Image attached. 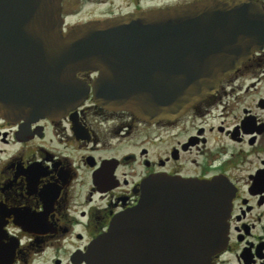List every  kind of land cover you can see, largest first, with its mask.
<instances>
[{
	"label": "water",
	"instance_id": "95a60500",
	"mask_svg": "<svg viewBox=\"0 0 264 264\" xmlns=\"http://www.w3.org/2000/svg\"><path fill=\"white\" fill-rule=\"evenodd\" d=\"M62 1L0 0V115L63 114L90 90L77 72L93 70L103 106L176 118L264 44V8L255 0H192L89 19L67 32ZM158 187L165 188L159 196ZM234 191L221 176H150L141 199L113 217L84 260L215 264L228 241ZM173 199L191 211L172 210Z\"/></svg>",
	"mask_w": 264,
	"mask_h": 264
},
{
	"label": "flooded vegetation",
	"instance_id": "af4514ba",
	"mask_svg": "<svg viewBox=\"0 0 264 264\" xmlns=\"http://www.w3.org/2000/svg\"><path fill=\"white\" fill-rule=\"evenodd\" d=\"M187 1L131 0L121 13ZM110 2L78 0L66 12L71 0H63L65 31L87 6ZM77 76L90 90L63 114L0 115V264H87L91 242L141 199L153 175L226 178L235 190L229 235L213 261L264 264V44L176 118L107 108L93 95L98 71ZM171 206L191 211L175 199Z\"/></svg>",
	"mask_w": 264,
	"mask_h": 264
},
{
	"label": "rangeland",
	"instance_id": "374dc122",
	"mask_svg": "<svg viewBox=\"0 0 264 264\" xmlns=\"http://www.w3.org/2000/svg\"><path fill=\"white\" fill-rule=\"evenodd\" d=\"M111 2L102 5L97 6V8H94L95 5L87 6L83 12L80 14V16H77L73 18V23H78L82 21H86L87 19H95V18H103L104 15H116L115 13H121L122 11L126 10L131 6V0H110ZM161 2L163 0H160ZM78 4V0H71V3L69 4V8L67 7L66 12H75L76 9L74 8ZM102 12H105L103 14H100ZM106 17V16H105Z\"/></svg>",
	"mask_w": 264,
	"mask_h": 264
}]
</instances>
